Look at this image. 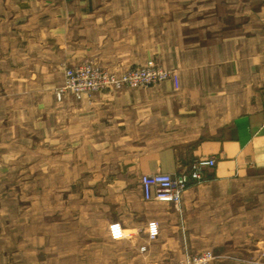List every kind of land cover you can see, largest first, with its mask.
<instances>
[{
	"label": "crops",
	"instance_id": "1",
	"mask_svg": "<svg viewBox=\"0 0 264 264\" xmlns=\"http://www.w3.org/2000/svg\"><path fill=\"white\" fill-rule=\"evenodd\" d=\"M85 60L117 72L156 61L177 78L58 99L64 68ZM13 139L63 146L72 191L86 193L72 220L120 225L114 242L132 260L211 250L210 264H259L242 249L254 240L264 255V0H0L5 159ZM198 157L216 163L179 207L144 198L143 174H179Z\"/></svg>",
	"mask_w": 264,
	"mask_h": 264
},
{
	"label": "rangeland",
	"instance_id": "2",
	"mask_svg": "<svg viewBox=\"0 0 264 264\" xmlns=\"http://www.w3.org/2000/svg\"><path fill=\"white\" fill-rule=\"evenodd\" d=\"M23 140L13 139L6 159L0 144V264H142L143 257L132 260L125 245L114 242L126 237L116 224L72 220L84 219L86 193L72 191V156L63 146ZM252 199L260 204V191ZM262 212L254 208L256 217ZM246 247L242 258L264 264V255L254 250L260 243L248 241Z\"/></svg>",
	"mask_w": 264,
	"mask_h": 264
},
{
	"label": "built area",
	"instance_id": "3",
	"mask_svg": "<svg viewBox=\"0 0 264 264\" xmlns=\"http://www.w3.org/2000/svg\"><path fill=\"white\" fill-rule=\"evenodd\" d=\"M169 78L176 80V73L171 69L156 65L155 61H148L143 66H135L122 72L109 70L85 60L75 66H67L63 70V83L57 87L56 95L60 99L63 93H71L77 97L84 94L108 89L118 90L123 87H141L159 83ZM214 157H198L192 161L189 169L172 174L166 172L146 173L140 177L143 196L146 200H160L179 207L187 188L204 180V170L213 167ZM118 229H122L116 224ZM123 230V229H122ZM120 230H118L119 232ZM120 233V232H119ZM159 225L156 221L148 223V236L156 238ZM146 246H141L145 250ZM217 258L211 250H203L188 255L185 260L170 264H210Z\"/></svg>",
	"mask_w": 264,
	"mask_h": 264
}]
</instances>
